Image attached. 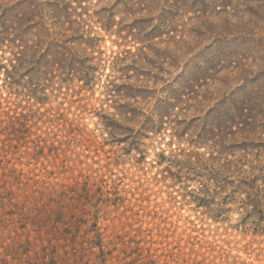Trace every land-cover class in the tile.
<instances>
[{
    "label": "rangeland",
    "instance_id": "obj_1",
    "mask_svg": "<svg viewBox=\"0 0 264 264\" xmlns=\"http://www.w3.org/2000/svg\"><path fill=\"white\" fill-rule=\"evenodd\" d=\"M31 1L100 39L34 92L0 71L18 264H264V0Z\"/></svg>",
    "mask_w": 264,
    "mask_h": 264
},
{
    "label": "trees",
    "instance_id": "obj_2",
    "mask_svg": "<svg viewBox=\"0 0 264 264\" xmlns=\"http://www.w3.org/2000/svg\"><path fill=\"white\" fill-rule=\"evenodd\" d=\"M59 1L46 3L60 6ZM68 10L69 7H65L62 11L67 13ZM61 13L57 11L55 14L46 13L40 1L0 0V71H4L7 84L12 87L24 85L28 89L30 87V92H34L38 88L43 89L44 85L51 80L49 77L57 65L72 70L77 64L85 65L93 58L89 54L80 56L78 49L74 50L73 46L90 48L95 46L96 41L100 39L99 36L91 34L83 27L53 29L46 26V16L51 21L63 23L61 19L64 17ZM69 50L74 51L70 53ZM72 54L77 55L78 58H73ZM93 79L91 72H87L84 77L86 83H91ZM132 111L135 110L129 109L119 113L120 118H128L127 113ZM28 119L26 114H20L0 120V122H7L0 130V217L7 206L16 207L13 202L17 198L18 181L14 170L7 167V159L16 148L15 142L21 140L20 133L25 129L22 122H29ZM114 119L115 122H119V119ZM146 119L150 120V116ZM2 136L6 137L2 138ZM11 213L16 214V208ZM22 223L27 225L24 220ZM8 227H11L12 232L14 227L9 219L0 220V264H18L23 261L22 257L29 251L32 241L25 237H22L23 241L18 240L16 237L20 238L21 231L14 230V233H11ZM40 227L43 225L40 224ZM58 236L62 235L54 233L53 237L56 239Z\"/></svg>",
    "mask_w": 264,
    "mask_h": 264
}]
</instances>
